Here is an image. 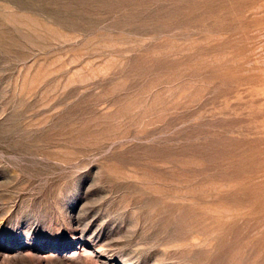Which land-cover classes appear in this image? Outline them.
<instances>
[{
  "label": "rangeland",
  "instance_id": "374dc122",
  "mask_svg": "<svg viewBox=\"0 0 264 264\" xmlns=\"http://www.w3.org/2000/svg\"><path fill=\"white\" fill-rule=\"evenodd\" d=\"M0 264H264V0H0Z\"/></svg>",
  "mask_w": 264,
  "mask_h": 264
}]
</instances>
